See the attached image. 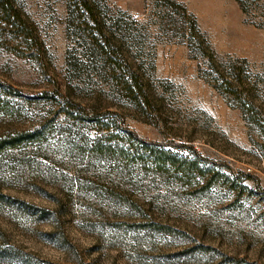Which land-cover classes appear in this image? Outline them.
I'll use <instances>...</instances> for the list:
<instances>
[{
	"label": "rangeland",
	"instance_id": "rangeland-1",
	"mask_svg": "<svg viewBox=\"0 0 264 264\" xmlns=\"http://www.w3.org/2000/svg\"><path fill=\"white\" fill-rule=\"evenodd\" d=\"M90 1L135 100L74 3L13 0L40 41L0 18V264H264L263 130L212 86L167 0ZM169 1L241 66L264 118V0Z\"/></svg>",
	"mask_w": 264,
	"mask_h": 264
},
{
	"label": "trees",
	"instance_id": "trees-1",
	"mask_svg": "<svg viewBox=\"0 0 264 264\" xmlns=\"http://www.w3.org/2000/svg\"><path fill=\"white\" fill-rule=\"evenodd\" d=\"M68 1L74 3L77 7L81 23H83L86 28H91V49L95 50L101 64L104 67L107 66L114 75L118 72L124 73L117 81L120 86L121 93L129 99H137L138 97L136 95L142 92L141 83L139 82L135 71H131L132 67L130 63L126 59L124 60L119 56V50L122 48V42L116 39L114 33L105 32V21L101 16V11L99 10L98 5L94 1L90 0ZM167 1L176 9L175 11H171V13L178 16V22L181 26L180 37L188 44L190 49L196 52L194 58L202 59L206 62V66L208 67L209 74H211V76H213L212 74H216L212 77L213 79H211L213 80V83H211L212 86L221 94L233 98L235 102L234 107L242 111L244 118L247 121L256 124L257 128L263 130L264 132V118H261L260 109L249 101L251 93L247 89V84L243 80L241 66L230 65L227 68H223L222 65H219L217 63L216 53L204 38V35L197 26L195 18H192V16L188 14L186 8L181 3L169 0ZM236 2L238 3L242 13L246 14L247 8H249L247 0H236ZM169 14L170 13H167L166 15L169 16ZM0 18L5 23L15 27L20 35H22L25 39H27L26 37L31 34L32 38L40 41L36 33L28 32L29 28L26 26V22L13 0H0ZM134 22L135 21L133 20L129 21L130 24ZM90 121H92V119ZM98 124L99 125H96V129L98 131H103L109 128L106 123ZM132 134L141 143L148 145L146 141L139 138L136 134ZM8 144L9 146L15 145L13 141ZM110 146L111 145L98 143L95 145V148L101 151L103 148H110ZM2 147L3 146L1 145L0 148ZM195 153H197V151H195ZM188 164L193 165L195 170H199L195 160H191Z\"/></svg>",
	"mask_w": 264,
	"mask_h": 264
}]
</instances>
